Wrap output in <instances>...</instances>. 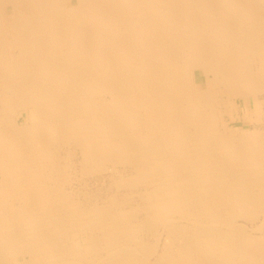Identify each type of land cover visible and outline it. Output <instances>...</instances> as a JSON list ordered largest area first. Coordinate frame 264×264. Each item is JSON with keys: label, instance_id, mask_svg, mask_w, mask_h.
Masks as SVG:
<instances>
[{"label": "bare ground", "instance_id": "1", "mask_svg": "<svg viewBox=\"0 0 264 264\" xmlns=\"http://www.w3.org/2000/svg\"><path fill=\"white\" fill-rule=\"evenodd\" d=\"M249 89L264 0H0V264H264V135L215 110Z\"/></svg>", "mask_w": 264, "mask_h": 264}, {"label": "rangeland", "instance_id": "2", "mask_svg": "<svg viewBox=\"0 0 264 264\" xmlns=\"http://www.w3.org/2000/svg\"><path fill=\"white\" fill-rule=\"evenodd\" d=\"M209 80H211L210 76ZM199 86L201 88H204L206 84L202 82L199 83ZM243 93L247 96L248 99L247 106L240 95L237 96L225 93L219 96V100L215 108L216 113L219 117L218 129L219 132L225 135L226 137H231L235 139H248L250 142H252L254 141L255 136L258 137L264 135V94H254V92L250 89L243 91ZM256 101L258 104L256 103ZM66 160L68 165H63L65 163L64 160L63 162H61L63 166H61V169L63 168L62 170L64 171L61 172L62 174L64 173L62 177L69 179V182L71 183L68 185V181L65 182L66 184L64 185L67 191L71 189L73 190V193H75L77 190L78 193V190L80 188L85 187L88 191H90L89 194L91 196L90 198L92 203L97 201L100 204H104V201L108 200L107 198L114 197L115 204L120 205L123 199L124 190L116 189L114 181L116 179V176L118 175L117 173H119V171L121 172L122 170H124L122 165L118 164L117 166H115L117 169H119L118 172H113V174L111 173V171H107L106 173L102 171L103 174L95 173L91 175H82L79 169L73 170L72 166H69L70 162L68 161H70V159L68 160L67 158ZM68 166L70 167V169ZM64 167L67 168L64 169ZM107 167L111 168L110 164L107 165ZM125 169H128V167H126ZM75 199L79 201L82 200L83 202L86 201L85 198ZM261 202L263 204V210L259 213L255 224L258 225L263 221L262 227L260 229H252V226L247 223V228L248 230L252 231L253 234L261 235L263 237L262 240L264 243V196L261 198ZM109 207L111 209L116 208L112 207L111 203ZM241 222H244V220H241ZM152 260H154V258H152Z\"/></svg>", "mask_w": 264, "mask_h": 264}]
</instances>
